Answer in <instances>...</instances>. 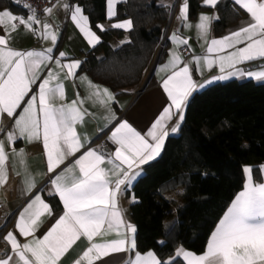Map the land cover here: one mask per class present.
<instances>
[{"label": "snow or ice", "instance_id": "obj_1", "mask_svg": "<svg viewBox=\"0 0 264 264\" xmlns=\"http://www.w3.org/2000/svg\"><path fill=\"white\" fill-rule=\"evenodd\" d=\"M16 2L20 3V0ZM117 2L119 0H107L108 19L115 16L114 6ZM205 3L215 7L218 0H205ZM235 3L250 14L251 22L221 39H211L209 42L207 33L210 22L218 17L201 15L197 27L201 38L209 43L206 49L208 55L194 58V63L201 70L204 64L209 68L218 65L222 75L214 77V80L247 76L264 81V64L256 66L260 70L237 67L246 62L264 60V0H235ZM23 6L29 8L27 18L9 10L0 11V27L6 32V35H0V117L5 113L8 117H17L14 121L15 130L6 133L9 142L42 138L47 170L49 173H56L67 156L75 155L83 147L77 125L84 122L85 115H89L87 110L79 106L85 101L74 99L71 103L58 104V100L65 99V91L63 83L59 82V73L53 69H49L46 78L37 85V92L28 97L27 101L25 97L40 78L42 65L54 64L55 68L67 70L65 77H75L81 62L62 63L60 58L66 56L64 52H59L60 58H54L58 33L47 23L43 24L42 35L51 40L53 47L43 51L12 49L9 46L11 32L17 30L18 26L35 31L34 25L41 23L34 9L27 4ZM63 7L68 9L69 5L64 4ZM45 11L52 14L53 8L49 7ZM187 14L188 4L184 2L180 19L186 21ZM71 20L91 46L95 47L101 42L90 27L89 18L83 15L79 6L72 9ZM112 27L130 30L132 21L116 22ZM97 28L104 31L103 25L98 24ZM171 40L176 44L188 43L187 39H182L177 34H173ZM227 49L233 51L227 52ZM213 53L217 55L213 57ZM180 64V55L174 51L168 64L160 69H172L171 74L162 82L170 104L144 134L127 121H122L110 134V140L117 146L114 153L108 154L106 158L105 154L89 149L72 166L50 177L52 194L58 195L62 202L63 214L42 238H37L35 233L43 223L41 217L45 213L51 215L52 210L42 195L36 194L20 212L17 224L21 236L33 239L21 244L15 234L8 232L4 239L10 244L11 251L0 259V264H58L60 258L81 237H85L90 246L75 264H81L82 260L87 264H94L103 257L120 252L129 253L126 264H180L181 260L186 264H264V181H254L251 167L243 169L246 175L243 190L235 196L218 222L204 254L194 255L180 247L174 253L175 259L169 257L162 261L153 251L146 254L136 251V227L124 220L118 207V195L122 186L131 185L138 175L135 169L159 154L169 135L168 124L174 116L176 123L170 131L176 132L179 129L184 120L188 98L198 87H203L193 79L195 69L187 64L180 67ZM81 79L92 90L89 99L95 98L108 112L104 117L105 121L114 120L115 114L108 107L109 102L114 99L113 95L108 89H101L87 81L86 77ZM53 81H57L54 86ZM22 104L24 107L21 108ZM17 109H20L19 114ZM13 155H18L23 160L25 154L23 150L17 153L13 148ZM7 159L4 141L0 140V186L7 181ZM105 163L111 167H102ZM26 182L29 191L35 187L34 180ZM132 199L135 200L134 197ZM113 232L116 238L103 239ZM97 237L101 239L97 241Z\"/></svg>", "mask_w": 264, "mask_h": 264}, {"label": "trees", "instance_id": "obj_2", "mask_svg": "<svg viewBox=\"0 0 264 264\" xmlns=\"http://www.w3.org/2000/svg\"><path fill=\"white\" fill-rule=\"evenodd\" d=\"M188 19L206 10L204 0H186ZM88 16L102 41L86 52L82 70L93 80L110 87L118 96L137 89L161 51L162 62L169 47L164 40L171 9L159 0H127L118 5L113 21L130 19L129 41L118 48L119 29L101 31L106 22L107 0H72ZM20 9L0 0V10ZM213 33L222 36L243 16L231 0H221ZM264 164V83L251 80L218 82L195 93L188 101L185 119L177 135L169 136L161 156L146 164L128 195L136 201L130 217L136 227L137 251H153L162 261L183 247L195 254L205 252L211 234L235 196L243 189L244 172L253 167L261 182ZM47 200L56 212L61 204L54 195ZM164 243L161 244L160 242ZM180 264H186L182 260Z\"/></svg>", "mask_w": 264, "mask_h": 264}, {"label": "crops", "instance_id": "obj_3", "mask_svg": "<svg viewBox=\"0 0 264 264\" xmlns=\"http://www.w3.org/2000/svg\"><path fill=\"white\" fill-rule=\"evenodd\" d=\"M127 0H119L114 6L115 16L112 19H108L106 22L101 23L103 25L104 31L108 29H112V24L116 22H123L130 19L113 21V19L117 15L118 5L126 2ZM221 0H218V3ZM241 11H243V16L239 20V22L228 28L227 31L220 37H216L213 33V23L217 19H213L210 22L209 30L207 33V40L210 42L211 39H221L231 32L239 30L241 27L246 26L251 22L250 14L246 12V10L242 9L239 5L235 3V0H231ZM186 0H159V3L165 6H168L171 9V18L169 22V27L167 28V33L165 39L169 41V47L167 49V53L162 62L158 63V61L150 66L149 70L145 78L143 79L141 85L137 89L126 90V94L118 96L115 91H113L110 87L103 85L101 83L96 82L92 79V77L86 72L82 70V65L84 60L86 59L85 53L95 48L100 43L96 44L95 47L91 46L84 35L79 31L76 24L71 20V11L74 7L79 6L82 9L83 15L87 16L83 10V8L77 3L72 2V0H61V11L60 12H52L49 14L48 20L45 22L51 25L52 30L58 33L57 42L54 46L53 56L54 58H60L59 52H64L66 56L64 58H60L62 63H69L72 61H80V67L76 70L75 77H65L66 69H58L55 68L54 64H47L46 66H41L40 69V78L33 84L32 90L28 93V96L25 97V101H27L28 97L35 94L37 92V85L46 78V74L49 69H53L60 75L59 82L63 83L64 91H65V99L63 101H57L58 104H67L71 103L74 99L83 100L85 103L83 105H79L82 109L87 110L89 115H85L84 122L82 124L77 125V133L82 137L83 147L75 153V155L67 156L64 162L60 165L59 168L56 169V173L61 172L63 169L72 166L74 161L85 151L92 149L97 151L98 153L107 155L110 153H114L116 149V145L110 140L111 131L114 130L116 126L122 121H127L133 128L137 131L144 134L154 123V121L162 114L163 109L170 104V100L168 99L167 93L164 91L162 87L163 80L171 74L172 69L167 71H160V69L167 65L169 60L171 59L172 52H177L181 58L180 67H183L187 64L191 69H195L193 71V79L196 81L198 85H203V87H198L196 90L192 92L190 97L187 100V104L189 99L197 92L207 88L208 86L218 83V82H228L232 80L245 81L251 80L257 83H264L262 80L250 79L247 76L245 77H229L228 79L223 80H214L213 78L219 75H222L219 71V66L215 65L209 68L206 64L203 65L202 70L200 66L194 63V58L196 57H204L208 55L206 49L209 47V43H206L205 39L201 38V33L197 27L199 24V18L201 15H207L209 17H218L219 14L215 7L209 6L203 1V5L207 8L206 10L201 11L197 18L193 21L188 19L183 21L180 19L181 9L183 7V3ZM64 4H68L69 8L65 9L63 7ZM9 10L13 14L23 16L27 18L28 14L23 11H15L13 9L5 8L0 11ZM107 10V8H106ZM188 15V14H187ZM88 17V16H87ZM108 18V17H107ZM41 22L38 25H34L35 31L26 29L24 26H18L17 30L11 32L9 39V46L18 51H43L48 47H53L50 39H45L42 35L44 29L43 24ZM90 23V21H89ZM185 25H191L187 27ZM90 27L92 28L91 24ZM133 27V23H132ZM115 29V28H114ZM132 29V28H131ZM130 30L119 29L124 32V36L122 38H114L111 41V46L113 48H118L121 45L127 43L129 41V32ZM93 31H95L92 28ZM96 34L99 36L97 31ZM173 34L179 35L182 39H187V45L176 44L171 40ZM0 35H6V32L3 27H0ZM100 37V36H99ZM100 41H102L100 37ZM244 45H237V47H243ZM183 48L187 49V53L182 51ZM161 47L159 48V51ZM158 51V54H159ZM227 52L233 51V49H227ZM157 54V60H158ZM226 54V53H221ZM215 57L217 54H211ZM155 59V60H156ZM264 64V60H256L252 62H246L245 64L238 65L237 67L241 68H252L254 70L257 69L256 66ZM82 77H86L87 81H90L93 85L99 86L101 89H108V91L113 95L114 99L109 102L108 107L115 114V119L111 120V122H106L104 117L108 115V112L104 107L100 105L98 101L93 99H89L90 92L92 91L88 83L82 80ZM212 81L208 83V81ZM53 86L57 81H53ZM79 93V96H77ZM24 107V104L21 105V108ZM20 113V109H17V114ZM186 114V108L184 110V119ZM17 117H8L7 114H3L0 117V140L4 141L5 151L8 154V159L6 161L5 167L7 169V181L2 186H0V259L6 257L8 253L11 251L10 244L4 239L8 232H12L16 235L18 241L23 243L30 242L33 237H23L19 234L17 229L18 218L20 212L27 205L28 202L36 195L41 194L42 198L45 199V202L49 203L51 207V215L45 213L41 220L43 223L40 225L38 230L35 233L37 238H42L43 234L54 224L56 219L63 214V204L60 201L58 195H54L58 198L61 204V210L56 212L51 203L47 200V196H51L52 194V186L49 184L50 177L54 176L56 173H49L47 170V157L46 152L43 147L42 138L27 140V139H17L14 142H9L6 138V133L9 131H14V121ZM184 121V120H183ZM176 123V117L169 122V135L165 139L164 145L155 158L148 161L145 164L140 165L138 169L135 171L138 173L135 179L128 186H122V191L118 195V207L123 213V218L125 221L130 222L132 225L133 222L130 217V206L136 201H133L134 195H128L127 191L131 189L133 184L144 174L143 167L158 159L163 150L165 143L169 136L177 135L182 123L179 126V129L176 132H171V127ZM84 137L87 139L85 140ZM107 143V147H103V142ZM13 148L15 151L19 153L23 150L25 154L23 160L18 155H13ZM118 163V162H117ZM102 167H111L105 163ZM250 167V166H247ZM253 169V167H251ZM78 171V169H77ZM260 172L262 176V180L264 181V164L260 166ZM244 184L246 183V175L244 173ZM114 179V178H113ZM253 179L254 171H253ZM27 180H34L35 187L29 191V185L26 182ZM256 182V181H255ZM243 190V189H242ZM241 190V191H242ZM240 192V191H239ZM135 198V197H134ZM230 207V206H229ZM226 213V212H225ZM222 219V218H221ZM135 226V225H134ZM136 236V233H135ZM116 238V234L113 232L111 234L105 235L103 239L112 240ZM101 238L97 237L96 240L99 241ZM137 242V240H136ZM89 242L85 237H81L77 240L71 248L60 258L58 264H75L77 260H80L83 252L89 247ZM183 248V247H182ZM185 249V248H183ZM186 250V249H185ZM137 251V249H136ZM188 251V250H187ZM206 252V250H205ZM204 252V253H205ZM147 253V252H146ZM141 253V254H146ZM155 253V252H154ZM193 253V252H192ZM202 253V254H204ZM156 254V253H155ZM194 255H202L195 254ZM129 257V253L120 252V253H112L106 257H103L100 260L94 262V264H126V261ZM186 263V262H185ZM81 264H87L86 261H81Z\"/></svg>", "mask_w": 264, "mask_h": 264}, {"label": "built area", "instance_id": "obj_4", "mask_svg": "<svg viewBox=\"0 0 264 264\" xmlns=\"http://www.w3.org/2000/svg\"><path fill=\"white\" fill-rule=\"evenodd\" d=\"M14 5H16L21 11L29 15V8L24 7V4H27L31 9H34L37 15V18L40 22L45 23L48 20L49 14L45 9L51 7L53 12L61 11V0H20V3H17L16 0H9ZM182 51L187 53V49L183 48ZM103 147H107V143L104 141L102 143ZM2 236V233L0 234Z\"/></svg>", "mask_w": 264, "mask_h": 264}, {"label": "water", "instance_id": "obj_5", "mask_svg": "<svg viewBox=\"0 0 264 264\" xmlns=\"http://www.w3.org/2000/svg\"><path fill=\"white\" fill-rule=\"evenodd\" d=\"M169 27V26H168ZM166 33H167V31H166ZM166 33H165V36H166ZM165 36H164V40H165ZM161 51V50H160ZM160 51H159V54H160ZM159 54H158V56H159ZM157 62V59L155 60V63Z\"/></svg>", "mask_w": 264, "mask_h": 264}]
</instances>
